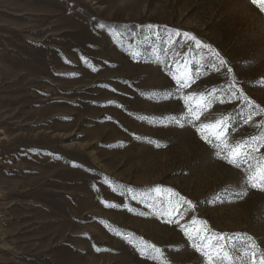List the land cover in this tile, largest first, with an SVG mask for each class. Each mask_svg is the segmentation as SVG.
<instances>
[{
    "label": "rangeland",
    "instance_id": "1",
    "mask_svg": "<svg viewBox=\"0 0 264 264\" xmlns=\"http://www.w3.org/2000/svg\"><path fill=\"white\" fill-rule=\"evenodd\" d=\"M184 33L217 49L264 108V13L251 0H0V264H157L140 255L145 241L168 264H207L180 227L200 221L264 249V191L213 203L242 169L169 123L186 111L177 63L194 81L185 95L229 81ZM242 112L216 100L201 122L231 114L232 143L264 131V114L243 124Z\"/></svg>",
    "mask_w": 264,
    "mask_h": 264
},
{
    "label": "snow or ice",
    "instance_id": "2",
    "mask_svg": "<svg viewBox=\"0 0 264 264\" xmlns=\"http://www.w3.org/2000/svg\"><path fill=\"white\" fill-rule=\"evenodd\" d=\"M251 3L255 5L261 13H264V0H251ZM178 34V33H177ZM189 40L193 41L195 45L207 50V56L201 57L203 67L207 68L211 66L215 71L220 72L221 69H227V76L229 78L225 89H212L207 94L201 92L183 94V89L190 87L192 80L191 73L187 70L186 63H177L176 67L179 73H170L172 79L176 82L175 93L180 94V99L183 100L185 109L183 116L179 119L171 117L169 123L180 124L183 120L185 123L191 124L199 133L202 140L212 146L215 150V156L226 160L229 164L242 169V179L234 186H226L219 192L213 193V203L223 202L225 200L231 201V199H242L247 195L248 189H260L264 191V154L260 153V148H264V131L258 133L249 138H245L242 141L232 143L228 137L232 130L235 129V125L232 124L233 117L231 114L227 116L222 115L218 119L208 120L207 122H201V118L208 113L212 108L213 103L218 100L219 103L231 102V98L239 100L240 104L247 107L248 112L246 118L245 113H241V119L243 124H249L253 117L259 114H264V108L256 104V102L250 99L240 87V82L236 76L233 75V69L228 66V61L221 55L217 49L210 44H203L199 39L190 33H184ZM131 47V45H130ZM136 53H133L135 57ZM264 82V81H262ZM220 92L219 96H215V93ZM173 95L169 92L168 96ZM224 95H228L230 99L225 101ZM207 96V98H206ZM168 98V97H164ZM259 110V111H257ZM257 129H264V121H260L256 124ZM157 147L161 145L159 142H155ZM156 191L160 190V186H156ZM115 191V189H113ZM128 191H131L128 189ZM151 191V189L149 190ZM169 193L179 197V201L176 206L178 207L180 202L187 204L189 208L192 207V202L186 200L178 192H174L172 189H167ZM124 193L122 192L121 195ZM136 199V195L132 196ZM143 199L147 200L148 197L143 196ZM116 206V205H112ZM127 205H125L126 207ZM151 206V205H149ZM144 215V213H140ZM157 215H168L172 213L167 211L165 213H157ZM171 222V221H170ZM200 227L190 231L188 228L180 225L184 234L191 241V246L202 256L205 257L207 264H264V249H261L255 239L247 234H230V233H217L213 232L207 227L206 221H200ZM244 237H247L244 239ZM140 255L157 262V264H168L165 251L155 244L147 241L143 242L142 246L138 247Z\"/></svg>",
    "mask_w": 264,
    "mask_h": 264
}]
</instances>
